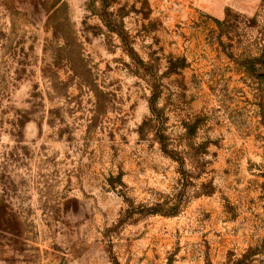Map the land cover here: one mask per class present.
Instances as JSON below:
<instances>
[{
  "label": "rangeland",
  "instance_id": "rangeland-1",
  "mask_svg": "<svg viewBox=\"0 0 264 264\" xmlns=\"http://www.w3.org/2000/svg\"><path fill=\"white\" fill-rule=\"evenodd\" d=\"M0 264H264V0H0Z\"/></svg>",
  "mask_w": 264,
  "mask_h": 264
}]
</instances>
